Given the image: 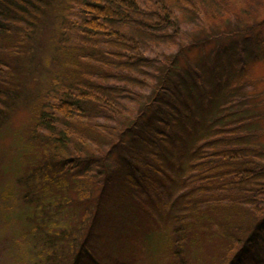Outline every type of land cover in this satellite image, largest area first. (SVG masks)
<instances>
[{
  "label": "trees",
  "instance_id": "trees-1",
  "mask_svg": "<svg viewBox=\"0 0 264 264\" xmlns=\"http://www.w3.org/2000/svg\"><path fill=\"white\" fill-rule=\"evenodd\" d=\"M31 1L0 0L2 9L31 15L24 24L0 10V55H13L19 46L17 53L25 47L22 55L31 57L35 19L55 7L48 43L61 62L59 68L54 62L31 125L17 139L23 144L13 174L25 204L39 192L52 205V211L37 205L41 224L24 221L34 240L33 264H111V253L99 262L92 257L88 239L97 226L107 237L120 235L112 225L128 226L129 215L145 219L148 234L162 238L166 264H244L263 256L264 145L255 142L259 131L246 126L239 100L244 90L237 82L218 85L214 71L209 79L207 69L180 68L181 48L170 45H177L182 22L200 11L216 17L218 10L208 15L206 2L227 10L228 0ZM192 40L189 45L199 42ZM221 46L212 48L210 60L229 44ZM12 61L20 62L0 58V110L17 97L9 91ZM245 70L239 63L241 81L249 83ZM155 208L171 211V222L149 218ZM16 213L21 219L31 214ZM60 213L72 221L54 227Z\"/></svg>",
  "mask_w": 264,
  "mask_h": 264
},
{
  "label": "rangeland",
  "instance_id": "rangeland-1",
  "mask_svg": "<svg viewBox=\"0 0 264 264\" xmlns=\"http://www.w3.org/2000/svg\"><path fill=\"white\" fill-rule=\"evenodd\" d=\"M27 4H32V1L28 0ZM204 6L210 16L218 10L215 13L216 17L211 16L210 19L206 16L201 17L202 12L200 11V17L190 18V22L187 20L182 22L177 45L170 44L173 49L181 48L178 54L179 59L177 58L178 65L180 68L196 66L199 71L207 69L205 75L209 79L215 78L213 74L211 75L214 71V74L219 75L220 83L218 85L221 84V86L226 85L229 88L231 84L236 85L233 82H237V86H240L239 91L244 90L245 94V99L239 98V100L240 104H245L242 106L245 111L241 112L245 114L246 126L259 131L255 142L264 145V0H228V5H225L227 10L219 9V6L209 2H206ZM2 8L1 6L0 10H4L1 14L2 17H15L19 22L29 24L28 19L31 15L28 12H26V17H23L10 8ZM54 11L55 7L45 12L39 19H35L37 25L35 36L30 40L29 49L33 50L32 56L29 55L30 58L21 53L25 47H21V51L17 53L19 46L13 55L10 53L0 55L3 60L12 59L13 56L20 61L18 64L11 62L15 67L12 70V76L8 77V80L10 78L8 83L12 86L9 91L12 93L18 91L15 94L17 97L11 103L10 108L0 110V264H19L22 261H26L25 263L28 264L30 259L33 264L32 255L35 254V251L33 248L30 249V241L34 242V240H31L30 232H24V221L33 224L35 221L41 224L37 215L41 217L42 211L37 205L45 203L50 209L48 210L52 211V205L48 200H45L49 197L43 198L39 192L35 194L38 196L37 200L31 199L33 202L31 206L25 204L22 199L24 190L13 174L18 171L20 162L18 151L20 144H23V139L22 141H17V139L19 135L22 138L27 132L26 129H29L31 125L30 118L34 111L38 110L36 97L38 98L43 89H47L50 85V77H53L56 71L54 62L58 68L61 62H59L61 54L53 49L49 50L48 43L50 33L55 27ZM259 34L263 37H259ZM192 39L199 42L189 45ZM179 44L181 45L178 46ZM225 44H229L226 51L220 55H213L210 60L212 48L216 45L224 47ZM48 53H52L53 57H51V61L46 62L45 57ZM239 63H245L247 74L244 73V75L248 76L251 82L243 83L241 81L243 75L239 72ZM198 70L194 72V76L200 74ZM224 73L226 77H223ZM11 78L14 83L11 82ZM204 80L207 83L205 78ZM195 85L198 88L196 83ZM1 100L3 99L0 98ZM30 183L32 182L29 181ZM32 184L33 187L36 186V182ZM74 196L75 194H71L72 198ZM145 201L148 205L151 204L149 197H146ZM175 204L177 205L175 206ZM79 206L81 209L84 207L81 204ZM178 207H180L178 201L174 202L173 211L178 213ZM66 208L69 210L68 207ZM108 208L109 206L106 205V211ZM21 209L31 212L30 218L25 217L26 215L22 219L19 218L16 211ZM132 213L135 215L136 210H133ZM35 214L37 215L34 216ZM151 214L152 216L149 215V218H152L156 224L171 222V211L165 212L155 208L154 213ZM52 216V212L47 213L48 218L52 219ZM129 217L128 226L121 227L119 225L123 226V224L120 222L115 226L111 224L114 231L120 232V235L115 233L118 235L117 237L115 235L107 237L105 227L100 229L98 226L96 227L92 238L88 239L92 244V246L89 245V248L97 252H94L92 257L99 262L98 256L103 260L111 253L114 256L111 264H166L168 259H164L166 258V246L162 244V238L156 233L151 236L148 234L145 229L148 222L145 219L134 218L132 215ZM55 218L57 224L53 225L54 227H59L65 222L70 224L72 221L66 213H60ZM100 222L103 223L101 220ZM109 222L111 221L109 220ZM122 232H124V236ZM22 234H26L27 237H23ZM262 245L264 247V242ZM262 254L263 256L258 255L257 258L252 256L247 258L244 264H264V250ZM84 264H89V262Z\"/></svg>",
  "mask_w": 264,
  "mask_h": 264
}]
</instances>
